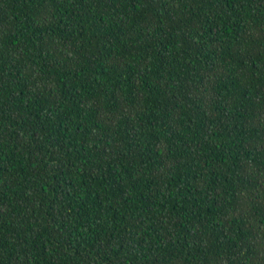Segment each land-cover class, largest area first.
<instances>
[{"label": "trees", "instance_id": "1", "mask_svg": "<svg viewBox=\"0 0 264 264\" xmlns=\"http://www.w3.org/2000/svg\"><path fill=\"white\" fill-rule=\"evenodd\" d=\"M0 264H264V0H0Z\"/></svg>", "mask_w": 264, "mask_h": 264}]
</instances>
